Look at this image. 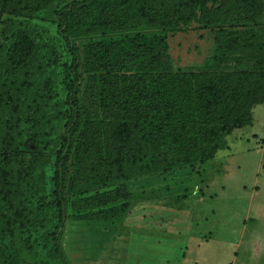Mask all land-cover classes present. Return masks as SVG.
I'll list each match as a JSON object with an SVG mask.
<instances>
[{"label": "trees", "instance_id": "16d2710c", "mask_svg": "<svg viewBox=\"0 0 264 264\" xmlns=\"http://www.w3.org/2000/svg\"><path fill=\"white\" fill-rule=\"evenodd\" d=\"M65 1L0 0V264H70L67 220H122L127 181L213 159L264 103L263 0ZM51 9L70 62L14 21ZM193 22L213 54L175 67Z\"/></svg>", "mask_w": 264, "mask_h": 264}, {"label": "rangeland", "instance_id": "374dc122", "mask_svg": "<svg viewBox=\"0 0 264 264\" xmlns=\"http://www.w3.org/2000/svg\"><path fill=\"white\" fill-rule=\"evenodd\" d=\"M54 18L51 9L14 21L70 62ZM255 30L264 49V14ZM168 40L175 67H202L214 51L213 32L195 22ZM226 139L204 163L127 181L130 209L122 220H67L62 245L70 264H264V103Z\"/></svg>", "mask_w": 264, "mask_h": 264}]
</instances>
